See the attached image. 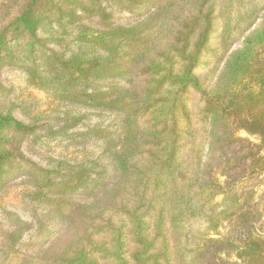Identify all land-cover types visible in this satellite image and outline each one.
Wrapping results in <instances>:
<instances>
[{"label":"trees","instance_id":"16d2710c","mask_svg":"<svg viewBox=\"0 0 264 264\" xmlns=\"http://www.w3.org/2000/svg\"><path fill=\"white\" fill-rule=\"evenodd\" d=\"M7 68L54 107L23 122L0 76V192L23 171L56 227L2 264H264V0H0ZM44 136L75 151L40 166Z\"/></svg>","mask_w":264,"mask_h":264},{"label":"rangeland","instance_id":"374dc122","mask_svg":"<svg viewBox=\"0 0 264 264\" xmlns=\"http://www.w3.org/2000/svg\"><path fill=\"white\" fill-rule=\"evenodd\" d=\"M152 6V3H148L145 7L148 9L139 16L131 14L125 9L115 10L113 12V21L114 23L123 24L133 23L149 14L154 8ZM211 44H213L212 46L215 45V39L211 40ZM204 58L212 59L210 55H206ZM0 76L3 84L11 89L10 96L15 103L14 115L23 122L31 123V117L37 116L36 113L54 107V104L45 93L26 86L24 75L20 70L16 68L3 69ZM86 114L87 117L84 121L89 125L101 122L102 125H108L111 128L118 123V120L112 114H98L90 111H87ZM37 122L39 124L49 123L53 125L54 121L43 114ZM49 137H42L41 144L36 146L34 144L29 147L24 144L22 147L24 156L40 166H47L49 157L57 155L56 152L59 150L63 149L65 152L75 151L69 140H57L53 136ZM66 146L67 149L64 148ZM26 178L27 175L23 171L16 172L13 175L10 172L4 177L6 188L0 192V264H2V247L6 251L10 247L17 249V252L12 251L11 256L18 253L33 254L40 248L39 244L46 243L45 241L51 237L56 227L55 221L48 218L49 215L46 214L47 212L42 207L35 206L32 202L27 201L23 195L24 189L28 187L27 183L24 182ZM263 189L264 182L259 186L258 190ZM15 231L19 234L13 240L9 236ZM4 264H19V262L6 259Z\"/></svg>","mask_w":264,"mask_h":264}]
</instances>
